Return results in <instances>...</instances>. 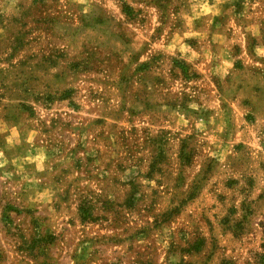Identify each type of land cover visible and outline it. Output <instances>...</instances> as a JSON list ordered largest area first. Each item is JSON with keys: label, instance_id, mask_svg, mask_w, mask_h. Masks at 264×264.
<instances>
[{"label": "rangeland", "instance_id": "obj_1", "mask_svg": "<svg viewBox=\"0 0 264 264\" xmlns=\"http://www.w3.org/2000/svg\"><path fill=\"white\" fill-rule=\"evenodd\" d=\"M255 19L264 0H0V264H264Z\"/></svg>", "mask_w": 264, "mask_h": 264}, {"label": "crops", "instance_id": "obj_2", "mask_svg": "<svg viewBox=\"0 0 264 264\" xmlns=\"http://www.w3.org/2000/svg\"><path fill=\"white\" fill-rule=\"evenodd\" d=\"M254 21H255L254 22L255 27L254 26H250L249 27L248 26L249 23L248 22L246 23V26H247L246 31H251L252 28H253V30L256 29L255 30L256 31L255 32V36H256V39L260 41V39L262 38V32H260L259 27L261 28L262 26H264V23H261L258 19H255ZM250 23H252V21ZM260 45H262V44H260ZM258 51H260L261 53H258ZM254 52H255V54L257 56H260L261 54L264 55V46H255ZM22 158L26 159L28 162H32V161L37 159L36 156L33 157L32 155H30L29 157L28 156H24Z\"/></svg>", "mask_w": 264, "mask_h": 264}]
</instances>
